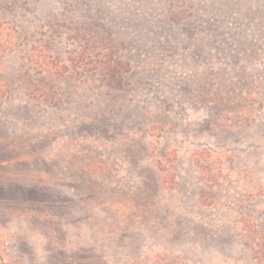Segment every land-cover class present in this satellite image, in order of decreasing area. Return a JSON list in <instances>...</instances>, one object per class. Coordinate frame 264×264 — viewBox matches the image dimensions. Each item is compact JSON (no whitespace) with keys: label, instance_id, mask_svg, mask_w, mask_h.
<instances>
[{"label":"rangeland","instance_id":"1","mask_svg":"<svg viewBox=\"0 0 264 264\" xmlns=\"http://www.w3.org/2000/svg\"><path fill=\"white\" fill-rule=\"evenodd\" d=\"M0 32V264H264V0H0Z\"/></svg>","mask_w":264,"mask_h":264},{"label":"trees","instance_id":"2","mask_svg":"<svg viewBox=\"0 0 264 264\" xmlns=\"http://www.w3.org/2000/svg\"><path fill=\"white\" fill-rule=\"evenodd\" d=\"M3 41V39H2V34H1V32H0V49L3 51V52H0L1 54H3L6 50H7V47H6V45L2 42ZM8 43V42H7ZM107 65V67L109 68V69H112V71L114 70V66H113V63L111 62V63H108V64H106ZM43 68V67H42ZM47 69V68H46ZM45 70V69H44ZM56 70V72H58L60 69L59 68H56L55 69ZM0 97H2V95H0ZM81 130H85V128H80ZM164 165L165 164H162V162L160 163V166H159V169H160V171L164 168ZM164 175L165 174H163V176H162V179L164 178L165 179V177H164Z\"/></svg>","mask_w":264,"mask_h":264}]
</instances>
